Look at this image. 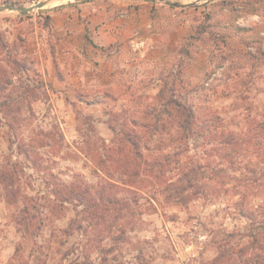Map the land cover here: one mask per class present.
Here are the masks:
<instances>
[{
    "label": "rangeland",
    "instance_id": "rangeland-1",
    "mask_svg": "<svg viewBox=\"0 0 264 264\" xmlns=\"http://www.w3.org/2000/svg\"><path fill=\"white\" fill-rule=\"evenodd\" d=\"M114 1L125 14L129 1ZM134 1L155 48L110 85L90 72L74 86L61 65L52 12L85 0L0 11V264H255L264 254V0ZM159 92L208 119L184 159L219 174L187 204L166 199L174 167L158 177L141 167L129 181L101 164L132 125L147 156L173 148L170 122L149 130L156 117L144 109Z\"/></svg>",
    "mask_w": 264,
    "mask_h": 264
},
{
    "label": "crops",
    "instance_id": "crops-1",
    "mask_svg": "<svg viewBox=\"0 0 264 264\" xmlns=\"http://www.w3.org/2000/svg\"><path fill=\"white\" fill-rule=\"evenodd\" d=\"M128 1L129 7L127 6L125 14H120L124 12L123 5L114 0H104L103 8L102 0H85L52 12L60 38L63 56L61 65L74 81V86L81 87L92 82L88 76L90 72L95 74L93 81L101 82L105 79L109 80L110 85L117 78L120 66L138 69L140 62L134 56L130 40L136 35H144L150 39L153 37L148 30L143 29L142 25L146 24L142 19H137L142 16L141 7L144 4L138 6V2ZM133 2L137 6H132ZM119 7L121 10H118ZM114 12L116 14L111 15ZM113 45L116 46V57L107 55ZM51 59L54 65L52 55Z\"/></svg>",
    "mask_w": 264,
    "mask_h": 264
},
{
    "label": "trees",
    "instance_id": "trees-1",
    "mask_svg": "<svg viewBox=\"0 0 264 264\" xmlns=\"http://www.w3.org/2000/svg\"><path fill=\"white\" fill-rule=\"evenodd\" d=\"M156 98L157 103L155 106L150 109H144L148 115H154L156 121L157 119L159 120L158 122L150 123L151 128L149 130L163 132L168 129L166 123L170 122L177 130V143L173 148L162 154L161 157L147 156L141 145L144 137L136 126L132 125L125 130L123 129L120 134L119 146L111 149L108 157L102 158L101 164L104 165L109 160L111 167L116 165L117 167L115 168L117 170L123 169L122 172L125 176L129 174V181H133L136 175H139L141 167L146 172L158 169L156 177L163 176L165 170L168 171L170 167H174L178 171L176 179L166 182L164 186L167 200H173L179 204H187L195 198L207 196L209 194V182L212 181L215 175L219 174V170H209L208 166L199 164L195 159L187 157L185 160L184 147H188L189 140L197 134L201 123L206 122L208 119L202 121L200 115L191 105L180 98H175L173 93L159 92ZM145 128H148L147 125H142V129L145 130ZM104 167L108 166L104 165ZM110 170L112 171V168ZM123 204L121 207H112L117 213L115 219H119L128 212V209L125 210L124 208L128 207L127 202ZM254 256L255 264H264V254H256Z\"/></svg>",
    "mask_w": 264,
    "mask_h": 264
},
{
    "label": "built area",
    "instance_id": "built-area-1",
    "mask_svg": "<svg viewBox=\"0 0 264 264\" xmlns=\"http://www.w3.org/2000/svg\"><path fill=\"white\" fill-rule=\"evenodd\" d=\"M130 45L138 62L143 61L148 57L150 51L155 48L154 42L144 35H136L131 38ZM140 67V63L138 64Z\"/></svg>",
    "mask_w": 264,
    "mask_h": 264
},
{
    "label": "water",
    "instance_id": "water-1",
    "mask_svg": "<svg viewBox=\"0 0 264 264\" xmlns=\"http://www.w3.org/2000/svg\"><path fill=\"white\" fill-rule=\"evenodd\" d=\"M50 1L52 0H41L31 6H17V5H0V11L2 10H16L20 12H29L32 11L35 8H42L46 6ZM166 1L167 3H170L172 5H180L179 2H172L171 0H162Z\"/></svg>",
    "mask_w": 264,
    "mask_h": 264
},
{
    "label": "bare ground",
    "instance_id": "bare-ground-1",
    "mask_svg": "<svg viewBox=\"0 0 264 264\" xmlns=\"http://www.w3.org/2000/svg\"><path fill=\"white\" fill-rule=\"evenodd\" d=\"M60 0H56V2H59Z\"/></svg>",
    "mask_w": 264,
    "mask_h": 264
}]
</instances>
